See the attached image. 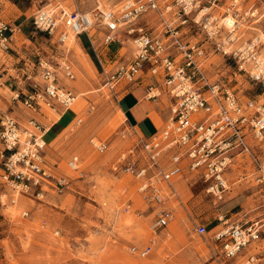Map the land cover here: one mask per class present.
<instances>
[{
  "label": "built area",
  "instance_id": "built-area-1",
  "mask_svg": "<svg viewBox=\"0 0 264 264\" xmlns=\"http://www.w3.org/2000/svg\"><path fill=\"white\" fill-rule=\"evenodd\" d=\"M97 2L95 10L85 13L77 8L70 10L62 0H47L34 12L33 25L40 32L58 36L62 45L71 35L86 34L98 58L99 49L91 34L95 26L107 30L103 45H123L124 36H131V58L122 61L115 57L106 64L99 58V90L109 92L118 101L120 89L147 78V100L158 101L165 93L169 96L171 115L164 127L149 136L135 131L136 146L121 155L123 172L139 181L138 191L146 204L152 208L183 204L176 184L188 176L201 180L217 205L230 190V170L244 162V157L251 160L256 181L264 190V161L252 150L248 139L264 143V103L242 99L228 84L212 81L206 72L209 57L218 52L234 61L253 81L264 84L262 42L260 38L244 42L241 0L227 6L221 4L223 0H123L110 10L100 9L101 3ZM149 13L156 14V26L147 20ZM17 29L0 15V54L11 50ZM193 30L202 32L204 38H189ZM39 68L43 83L33 80L31 90L13 92V99L33 111L43 105L55 112L70 109L77 95L60 85L53 62L40 58ZM59 68L66 78H75L68 60H63ZM4 83L0 75V88ZM46 132L35 118L24 125L12 113L0 112V210L16 206L20 195L41 197L49 189L61 194L69 185L67 177L57 176L48 165ZM91 142L100 153L108 148L106 142ZM80 164L78 155L68 161L72 170H78ZM167 206L154 210L151 228L155 232L175 218ZM28 214L23 212L24 216ZM218 220L220 225L213 238L229 259L237 258L264 234V221L231 222L227 214H220ZM197 231L206 235L208 228L201 224ZM151 249V245L146 246L140 255L146 256ZM242 264H264V257L250 254Z\"/></svg>",
  "mask_w": 264,
  "mask_h": 264
},
{
  "label": "rangeland",
  "instance_id": "rangeland-1",
  "mask_svg": "<svg viewBox=\"0 0 264 264\" xmlns=\"http://www.w3.org/2000/svg\"><path fill=\"white\" fill-rule=\"evenodd\" d=\"M62 1L70 10L77 8L85 13H91L98 7L97 0ZM99 1L100 9L110 10L123 0ZM232 1L223 0L221 4L226 3L227 6ZM11 3H16L26 12H18ZM45 3L47 0H0V15L9 22H21L26 31H35L31 35L34 43L27 41L22 53L31 61L30 64H34L33 78L36 82L43 83L40 58L52 62L48 57L50 54L60 56V63L53 62L58 69L59 83L77 95L74 104L61 118L65 110L55 112L43 105L33 111L23 103L20 106L23 114H28L30 118L34 116L46 130L50 128L45 137L46 159L54 174L69 179V185L61 194L49 189L41 197L20 195L17 206L0 210V264H242L243 257L227 258L213 238L215 229L220 225L217 205H214L213 197L206 193L201 180L186 176L180 187L176 184L183 204L175 202L152 208L138 191L139 181L123 172L121 155L128 154L136 146L138 136L135 131L138 130L121 114L118 101L109 92L99 90L102 85L99 58L104 64L115 57L122 61L131 58V36H124L126 41L123 45L116 42L103 45L102 37L107 30L95 26L91 34L98 46L99 58L95 51L90 52V57L80 49L78 36L71 35L66 45L61 46L58 36L36 30L31 21V14ZM241 4L244 6V42L260 38L261 57L264 59V0H241ZM249 10L250 13L245 16ZM27 16L30 17L27 19ZM146 16L151 25H157L156 14ZM188 36L191 39L204 38L202 32L195 30ZM81 37L84 42L88 40L86 34ZM66 50H70L67 57L76 69L73 80L66 78L59 68L65 60L61 54H65ZM3 55L7 54H0ZM68 58L66 60L69 61ZM14 67H8L10 73L16 72ZM206 72L212 81L228 84L242 99L264 103V84L253 81L246 72L239 70L234 61L218 52L209 57ZM8 82L12 88L22 89L23 85L15 79ZM29 83H25L26 92L32 89ZM10 92L8 88L1 89L0 96ZM128 104L126 100L124 105ZM168 113L169 118L170 109ZM54 122L56 124L52 126ZM145 129L150 132L149 126ZM93 139L106 142L107 150L98 152L91 142ZM73 155H78L81 160L78 170L68 166ZM140 161L143 163L144 159L140 158ZM241 165L244 167V164ZM247 168L252 170L249 165ZM252 184L247 189L252 195L250 203L242 208L249 224L264 218V193L259 192L254 181ZM166 206L173 210L175 218L155 232L151 228L155 219L154 210L157 212ZM229 206L221 210L225 211ZM24 211L29 214L24 216ZM201 224H206L208 228L206 235L197 231ZM148 245H151V251L146 256L140 255V251ZM257 245L264 248V237Z\"/></svg>",
  "mask_w": 264,
  "mask_h": 264
},
{
  "label": "crops",
  "instance_id": "crops-1",
  "mask_svg": "<svg viewBox=\"0 0 264 264\" xmlns=\"http://www.w3.org/2000/svg\"><path fill=\"white\" fill-rule=\"evenodd\" d=\"M11 4L15 7V9L18 12L20 13L26 12V11H23L20 7H18L16 3H11ZM33 14L31 15L33 16ZM29 17L27 16V19ZM31 21L33 23V18H31ZM13 24L17 25L18 29L15 33L11 50L8 53H6L7 55H3L4 58L3 56H0V75L3 76V79L7 77V79L4 80L6 81V83H4V85L0 88V90L4 88H8L11 91L10 94L12 95L10 96L9 93H6L0 96V112L8 111L12 113L20 121V123L26 125L30 117H28V114H23L21 112L22 110L20 106L22 102L20 100L16 101L13 99V92H20L21 94H24L26 93V89H27L25 83L27 81L28 82L30 81L29 85H31L33 80L37 81L35 80L36 78H33V74L35 73L34 64L33 63L30 64L31 61H29V59L25 56V54L22 53L23 48H25L27 45L26 44L27 41L34 43L31 39V35L35 34L34 33L35 31L24 30L22 27V23L18 21L16 22V20L13 22ZM82 35H79L78 37H76L77 43L91 57L90 52L94 51L91 45V41L88 38V40L84 42L81 37ZM69 52L70 50H66V53L61 54V55H64L65 59H67L68 58L67 53ZM48 57L55 64H57L58 62L60 63L59 61L60 56H55V55L50 54V56ZM8 58H12V60H8ZM69 62H71L70 59H69ZM13 65H15L14 70L16 72L10 73L9 71L10 69L8 67L13 66ZM74 73H76L75 68H74ZM40 76H41V70H40ZM9 79L10 81L12 79L13 80L15 79V82H18L20 85L22 84L23 85L21 86L22 89L20 90L14 89L10 85H8ZM148 83H149V80L147 78H144L140 82V84L124 87L120 89L119 97H118L119 98L118 106L120 110L122 111V113L124 114L126 120L131 125H133L136 130H138L140 133H142L145 136H149L152 133L164 127V125L169 119L168 112H169V109L171 108V101H170L169 96L166 93L163 94L161 99L158 101L147 100L145 98V90H146ZM126 100H128L129 102L127 106L124 105V102ZM68 111L65 110L64 113L60 115V118L63 117V115H65ZM69 113H71L72 115L71 111ZM36 114H39V113L36 112ZM42 116L43 115H41V117ZM31 118H34V116ZM43 118L46 119V116H43ZM55 124L56 122H54L52 126H54ZM146 126H149L150 132L146 131L145 129ZM49 129L50 128L47 129V132L49 131ZM248 139H249L252 150L255 151L264 161V143L262 144L258 143L252 138H248ZM241 164H244V167H241L243 166ZM241 164L240 162H238L234 166V168L230 170L228 178L230 180L231 187H230V190L226 193L224 199L219 204H217V211H218V217L220 214H227L231 222H242V223L249 224V220H245L246 214L244 215V211L242 210V208L246 207L250 203V198L252 197V195L249 194V190L247 189L248 187L251 188L254 185L252 184V182L254 181L256 183L255 186L259 189V192L264 193V190L262 189V185L257 183L256 176H255V179H253V175H256L257 172L255 170V167L251 163V160L249 159V157H244V162H241ZM248 165L251 166L252 170L247 168ZM181 181H184V180L177 181V185L179 187L182 183ZM262 196H264V194ZM263 204H264V200H263ZM226 206H229V208H227L225 211H222L221 208L226 207ZM260 221H264V218L260 219L259 222ZM254 222L256 221H253L251 223H254ZM263 237H264V234L262 236V239ZM250 254H260L261 256L264 257V248L263 247L261 248V246L257 245V242H255L249 245L240 254L239 257H243L244 259Z\"/></svg>",
  "mask_w": 264,
  "mask_h": 264
},
{
  "label": "bare ground",
  "instance_id": "bare-ground-1",
  "mask_svg": "<svg viewBox=\"0 0 264 264\" xmlns=\"http://www.w3.org/2000/svg\"><path fill=\"white\" fill-rule=\"evenodd\" d=\"M93 1H94V0H93ZM101 2H102V1H101ZM90 3H91V2H90ZM92 4H93V2H92ZM108 5H109V4H108ZM109 7H110V6H109ZM263 34H264V33H263ZM72 38L75 39V37H72ZM76 39H77V38H76ZM75 41H76V40H75ZM74 43H75V42H74ZM72 45H73V44H72ZM77 45H78V44H77ZM78 46H79V45H78ZM79 48H80V47H79ZM80 49L82 50V48H80ZM83 55H84V54H83ZM75 60H76V59H75ZM76 61H77V60H76ZM78 61H79V60H78ZM78 63H79V62H78ZM87 63H88V62H87ZM78 65H80V64H78ZM89 67H90V66H89ZM83 71H84V70H83ZM84 73H85V72H84ZM88 75H89V74H88ZM87 77H88V76H87ZM90 78H91V77H90ZM90 78H89V79H90ZM69 81H70V80H69ZM77 81H78V80H77ZM78 82H79V81H78ZM69 83L72 84V85L74 84L73 82H69ZM68 85H69V84H68ZM69 86H70V85H69ZM78 101H79V100H78ZM78 101H77V102H78ZM79 103H80V102H79ZM77 104H78V103H77ZM80 105H81V103H80ZM120 112H121V114H123L121 110H120ZM53 113H54V112H53ZM29 114H31V113H29ZM123 115H124V114H123ZM55 116H56V115H55ZM55 116H54V118H55ZM50 119H51V118H50ZM39 120H40V119H39ZM52 121H53V120H52ZM55 121H56V119H55ZM44 124H45V123H44ZM45 127H46V126H45ZM47 127H48V126H47ZM65 131H66V130H65ZM65 131H64V132H65ZM46 141H47V140H46ZM55 143H56V141H55ZM51 145H52V144H51ZM53 146H54V145H53ZM16 206H17V205H16ZM14 207H15V206H14Z\"/></svg>",
  "mask_w": 264,
  "mask_h": 264
}]
</instances>
